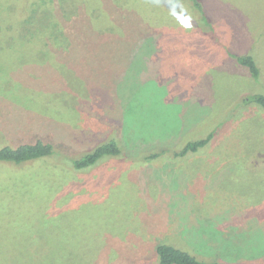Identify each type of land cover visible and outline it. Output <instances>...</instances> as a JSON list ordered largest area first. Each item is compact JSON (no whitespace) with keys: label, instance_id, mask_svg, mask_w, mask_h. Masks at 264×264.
Returning a JSON list of instances; mask_svg holds the SVG:
<instances>
[{"label":"rangeland","instance_id":"obj_1","mask_svg":"<svg viewBox=\"0 0 264 264\" xmlns=\"http://www.w3.org/2000/svg\"><path fill=\"white\" fill-rule=\"evenodd\" d=\"M201 2L197 17L179 0L186 30L169 0H0V19L18 21L0 25V147L60 153L0 163V238L25 262L159 264L166 242L264 264V109L251 102L264 96V0ZM30 18L46 32H25ZM113 138L124 157L80 173L64 162Z\"/></svg>","mask_w":264,"mask_h":264},{"label":"trees","instance_id":"obj_2","mask_svg":"<svg viewBox=\"0 0 264 264\" xmlns=\"http://www.w3.org/2000/svg\"><path fill=\"white\" fill-rule=\"evenodd\" d=\"M188 3L192 7L193 14L197 17L198 16L202 17L203 12H204L203 6H205V4L202 3L201 0H188ZM203 16H205V14ZM2 19L4 20L7 19L5 28H8L9 26H11L10 21L8 22L9 19L13 20L11 16H8ZM2 19H0V25L2 23ZM34 19L35 18H30L28 22H25L24 25L26 26V28H24L23 30H25V32L27 30L32 32L34 36L36 35L35 31L42 33L45 30L43 32L44 34L46 32V29H45L46 27L36 25V22L34 21ZM14 20L13 22L15 23L18 22ZM204 21L205 20L200 19V26L204 25L203 23ZM1 29H2V26H0V30ZM199 32L202 33L200 29H199ZM55 38L56 40H59L58 36L57 37L55 36ZM209 38H211L210 35H209ZM66 40L68 39L66 38ZM21 41H22L21 44L23 45L26 43V41L24 42V40H21ZM154 43H157V42L154 40ZM159 43L161 42L158 41L157 46L159 45ZM117 45L119 46V43H117ZM68 54L69 53H67L66 55ZM151 57H152V54H151ZM67 58L68 60H70L72 57L70 58L67 57ZM237 60L240 63V65L249 68L251 75L254 78L259 77L260 69L258 68V63L255 60V57H253L250 54H246V55L237 56ZM251 102L256 103L258 107L264 109V96H261V95L254 96L253 99H251ZM246 103H249V101H246ZM213 137H214V132L210 133V135L207 138L188 142L181 150L179 149V151H175V156L176 157H186V156L198 154L200 153L202 149H205L206 147L210 145ZM167 151L169 153H172L171 149L170 150L164 149V151H161V152L145 154L142 157V159L145 162H150L151 160L164 157L165 154H167ZM57 156L59 157L60 153L56 151V147L52 144L45 143L41 140L33 144L25 143V144H21L17 146L6 145V146L0 147V163L1 164L18 166V165H24V164H27L33 161H38V160H42L45 158L57 157ZM124 156H125V152L123 151L119 140L113 138L111 140L105 141L104 143L97 145L92 150L81 155V157L65 158L64 162L67 164L68 167H70L71 170L75 171V173L76 172L80 173V172H87V171L93 170L94 168L98 167L100 164H102L106 160L113 159V158L116 159V158H120ZM254 174H258V172H255ZM16 247H17V250H15V245H10L9 243L7 244L5 240L0 238V264H28V261L25 262L27 259H30V258H25L27 253L24 250V248L26 249V247L21 244L17 245ZM155 251H156L157 258L159 260L158 261L159 264H229V262H227L228 260L223 259L224 260L223 261L221 259L214 258L212 254L210 255V253L209 254H200V252L195 253L194 251L189 250L185 248L184 246L172 245L166 242L159 243L156 246ZM195 251H197V248L195 249ZM78 261H79L78 264H88V260H84L83 257H80ZM61 264H64L63 261L61 262ZM69 264H76V262H74V260L72 259V261ZM89 264H91V261Z\"/></svg>","mask_w":264,"mask_h":264},{"label":"clouds","instance_id":"obj_3","mask_svg":"<svg viewBox=\"0 0 264 264\" xmlns=\"http://www.w3.org/2000/svg\"><path fill=\"white\" fill-rule=\"evenodd\" d=\"M170 14L178 21L181 27L186 30L192 28L191 16L179 3V0H169Z\"/></svg>","mask_w":264,"mask_h":264}]
</instances>
